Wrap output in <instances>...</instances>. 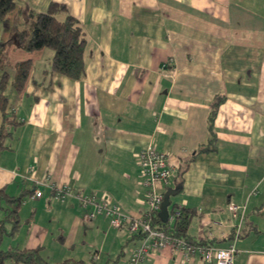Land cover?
Instances as JSON below:
<instances>
[{"label":"crops","instance_id":"crops-1","mask_svg":"<svg viewBox=\"0 0 264 264\" xmlns=\"http://www.w3.org/2000/svg\"><path fill=\"white\" fill-rule=\"evenodd\" d=\"M51 2L84 32V73L48 72L47 48L7 53L3 94L18 124L0 150V188L25 198L0 249L40 247L51 264H120L140 238L101 215L84 219L75 194H105L122 213L142 216L137 154L151 144L173 172L158 188L172 192L167 211L189 212L186 234L233 244V264H264V0H21L35 12ZM26 60L18 92L13 66ZM216 97L215 150L194 154L208 141ZM34 180L41 195L30 199ZM62 184L71 194L53 199ZM140 264L204 262L166 246Z\"/></svg>","mask_w":264,"mask_h":264},{"label":"trees","instance_id":"trees-1","mask_svg":"<svg viewBox=\"0 0 264 264\" xmlns=\"http://www.w3.org/2000/svg\"><path fill=\"white\" fill-rule=\"evenodd\" d=\"M84 32L78 21L70 16L64 6L51 2L44 12H35L21 4V0H0V150L5 148L4 141L10 136L13 126L18 124L14 115L7 110V97L3 94L8 81L7 53L11 48L26 52L47 48L52 52L48 72L57 73L71 80H79L84 73ZM30 61H21L13 66L11 85L20 91L30 70ZM221 98L216 97L210 103L207 117L208 141L197 148L195 153L215 150L213 118ZM25 194L9 196L0 188V242L4 236H12L19 226L18 210ZM170 206L167 216L172 214L176 206ZM145 209V208H144ZM142 217L151 227L160 229L165 234L193 241L186 234L189 212L178 208V215L172 222L162 223L157 212L145 211ZM237 234V233H236ZM140 238L139 235L132 236ZM206 245V244H204ZM40 247L0 249V264L6 261L13 264H51L40 255ZM53 264H85L80 260L65 259Z\"/></svg>","mask_w":264,"mask_h":264},{"label":"built area","instance_id":"built-area-1","mask_svg":"<svg viewBox=\"0 0 264 264\" xmlns=\"http://www.w3.org/2000/svg\"><path fill=\"white\" fill-rule=\"evenodd\" d=\"M138 168L141 176V184L144 188L143 199L141 201L145 211L158 212L162 201V193L159 187H165L173 177V172L167 162L164 152L157 151L151 144H147L138 151ZM41 181L34 180L33 192L30 199L41 195L38 187ZM71 194V188L67 184L54 185L52 187V197L55 200H62L66 195ZM80 206L84 209V219L90 220L95 215H101L108 219L111 227H123L128 235L140 236V244L137 248L130 250L127 258L120 264H140L145 254L150 249L169 247L182 257L190 255L199 256L204 264H233L235 249L233 244L224 248L188 242L184 239L171 237L157 228H153L142 216H130L122 213L119 207L111 203L110 199L101 194L95 193L75 194ZM87 207H91L87 209ZM227 210L234 213L236 206L229 204ZM178 215V208L167 216L169 223ZM237 233V232H235Z\"/></svg>","mask_w":264,"mask_h":264},{"label":"water","instance_id":"water-1","mask_svg":"<svg viewBox=\"0 0 264 264\" xmlns=\"http://www.w3.org/2000/svg\"><path fill=\"white\" fill-rule=\"evenodd\" d=\"M172 194V192L171 191H169V190H166L164 193H163V195H162V201H161V203H160V207H159V210H158V212H157V216H158V218L160 219V221L162 222V223H164V222H166V220H167V214H168V212H167V205H168V203H169V199H168V197L170 196Z\"/></svg>","mask_w":264,"mask_h":264},{"label":"rangeland","instance_id":"rangeland-1","mask_svg":"<svg viewBox=\"0 0 264 264\" xmlns=\"http://www.w3.org/2000/svg\"><path fill=\"white\" fill-rule=\"evenodd\" d=\"M1 215H2V214L0 213V217H1ZM3 245H4V244H3ZM4 248L7 249V247H5V246H4ZM5 249H4V250H5ZM5 264H13V263H12V262H9V261H6Z\"/></svg>","mask_w":264,"mask_h":264}]
</instances>
